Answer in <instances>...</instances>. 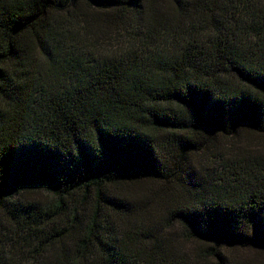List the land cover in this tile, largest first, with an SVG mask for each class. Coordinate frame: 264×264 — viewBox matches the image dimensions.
I'll return each instance as SVG.
<instances>
[{
    "label": "trees",
    "instance_id": "16d2710c",
    "mask_svg": "<svg viewBox=\"0 0 264 264\" xmlns=\"http://www.w3.org/2000/svg\"><path fill=\"white\" fill-rule=\"evenodd\" d=\"M0 264H264V0H0Z\"/></svg>",
    "mask_w": 264,
    "mask_h": 264
},
{
    "label": "rangeland",
    "instance_id": "374dc122",
    "mask_svg": "<svg viewBox=\"0 0 264 264\" xmlns=\"http://www.w3.org/2000/svg\"><path fill=\"white\" fill-rule=\"evenodd\" d=\"M222 143L227 144L226 142L223 141V139H219ZM259 144V142H258ZM260 148V145L259 147ZM216 160L213 161L212 157L209 156H205V160L202 162L203 164H205V166L208 167V171L211 173V178L209 179V181H211V179H213V183H217V184H223L219 181V179L221 177H224L227 174V169L224 168L220 163H214Z\"/></svg>",
    "mask_w": 264,
    "mask_h": 264
}]
</instances>
